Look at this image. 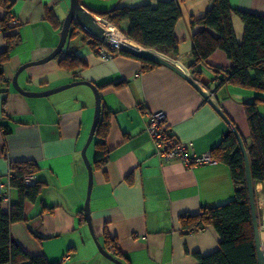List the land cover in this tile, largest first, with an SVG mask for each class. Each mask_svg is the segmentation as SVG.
Segmentation results:
<instances>
[{
    "label": "crops",
    "instance_id": "0c3cea01",
    "mask_svg": "<svg viewBox=\"0 0 264 264\" xmlns=\"http://www.w3.org/2000/svg\"><path fill=\"white\" fill-rule=\"evenodd\" d=\"M81 1L91 10L105 13L170 0ZM177 1L182 13L174 27L178 55L163 56L201 86L243 145H248L242 104L257 95L220 84L222 75L213 68L228 70L232 65L221 50L208 56V65L199 63L191 68V36L200 27L191 28L190 24L202 18L211 3ZM227 1L232 10L264 16V0ZM69 8L70 0H0V54L6 48L1 23L7 15L8 27L12 28L7 35L15 34L17 40L2 66L0 182H7L16 163L34 166L32 176L39 189L33 200L23 202V220L9 228L11 239L26 254L43 256L48 264H113L99 253L85 218L82 220L88 171L81 153L94 120L96 100L92 90L78 85L48 97L28 98L12 86L21 66L42 60L56 49ZM13 21L17 26L11 25ZM231 25L237 43H241L242 21L232 15ZM126 27L121 26L123 34ZM70 34L71 28L55 59L26 68L17 83L30 93L79 82L98 90L104 125L94 133L85 151L92 168L89 216L93 237L115 257L114 244L118 253L115 258L123 264H198L195 256L215 252L219 237L212 227L186 233L181 218L233 200L235 186L230 168L217 158L231 133L229 126L191 84L171 69L160 65L144 70L140 61L123 55L101 59L83 31L79 29L72 38ZM126 42L139 46L129 39ZM66 53L81 57L85 66L65 68L60 59ZM158 112L165 115L178 142L191 144L198 155L209 153L216 163L187 168L179 161L158 158L146 132L147 114ZM98 144L106 149V162L95 167ZM253 188L260 223L258 200L261 197L264 202V191L259 183H253ZM19 200L18 190L9 187L6 201L1 202L3 212ZM260 240L264 247L262 229Z\"/></svg>",
    "mask_w": 264,
    "mask_h": 264
},
{
    "label": "trees",
    "instance_id": "16d2710c",
    "mask_svg": "<svg viewBox=\"0 0 264 264\" xmlns=\"http://www.w3.org/2000/svg\"><path fill=\"white\" fill-rule=\"evenodd\" d=\"M209 1L210 9L202 18L190 24L191 28L200 27L199 31L191 36L193 45L191 68L199 63L208 65L206 62L208 56L216 50H221L232 65L228 70L213 68L215 72L222 75L220 84L233 85L255 92L257 95L242 104L250 139L249 144L244 146L249 161L251 180L253 183L261 184L264 191V113L261 109L264 108V16L232 10L227 0ZM232 15L237 16L244 25L241 43H237L235 39L231 25ZM181 17V8L177 0L158 2L154 6L114 8L101 15L103 21L113 24L119 31L123 30L121 29L123 24H127L124 35L133 43L171 58H176L178 55L174 27ZM9 19L7 15L1 23L6 48L0 54V84L4 82L2 66L9 59L17 42L15 34L7 35L12 29L8 27ZM78 30L77 26H71V38ZM121 33L123 34L122 31ZM119 55L140 61L144 70L160 66L123 52ZM60 64L71 70L85 66L81 57L67 53L60 59ZM103 125L101 117L95 134H98ZM222 147V153L218 154L217 158L230 168L235 186L233 200L218 206L203 208L197 215L185 216L181 218V225L186 233H193L198 228L212 227L219 237L215 252L205 257L195 256L198 264H257L244 161L232 133L224 139ZM106 153L103 145L96 146L95 167L106 162ZM12 172L10 188L18 190L20 200L17 205L4 213L0 199V264H48L43 256L26 254L11 239L10 225L23 220V202L26 199L33 200L39 189L37 182L28 186L23 181L26 176L34 173L32 164L16 163ZM82 220H84L83 216ZM112 248L113 255L118 257L114 244Z\"/></svg>",
    "mask_w": 264,
    "mask_h": 264
},
{
    "label": "water",
    "instance_id": "95a60500",
    "mask_svg": "<svg viewBox=\"0 0 264 264\" xmlns=\"http://www.w3.org/2000/svg\"><path fill=\"white\" fill-rule=\"evenodd\" d=\"M106 13V12H105ZM103 13L101 12H96L94 10H91L81 0H70V8L69 12L63 22L62 25V30L60 33V41L58 46L56 47L55 50L51 54H49L47 57L43 58L42 60L32 62L26 65H23L19 68V70L15 73L13 80H12V86L15 91L18 93L22 94L25 97L28 98H44L51 96L53 94L59 93L61 91H65L69 88L76 87L78 85H84L88 86L94 96H95V114H94V120L93 124L88 136V139L86 141V144L82 150V158L84 161V164L87 168L88 171V188H87V195L85 199V204L83 208V215L87 224V227L89 229L90 234L92 235V238L95 242L96 248L99 251V253L108 261H110L113 264H123L121 261H119L117 258L114 256L110 255L107 253L101 246L100 244L95 240L93 237V232H92V226H91V221H90V216H89V195L91 191V184H92V168L90 163L85 157V151L91 144L94 133L96 131V128L98 126L99 120H100V115H101V106H100V101H99V96H98V90L95 86L87 83V82H79V83H73L67 86H63L61 88L53 89L50 91L42 92V93H30V92H25L23 91L17 83L18 76L28 67L31 66H38V65H43L53 59H55L63 50L64 45L66 43V40L69 35V31L71 26L75 25L77 26L81 31H83L87 36L102 40L103 39V30L98 26L99 22L101 21L100 16ZM122 52L126 53L132 57L138 58L143 61L147 62H152L156 63L161 66H165L172 71L176 72L178 75H180L182 78H184L189 84H191L198 92L201 94V96L212 106V108L219 114V116L227 123L229 126V129L233 136L235 137L239 150L241 152L243 161H244V171H245V181H246V188L248 191V199H249V206H250V211H251V220H252V229H253V234H254V242H255V249H256V255H257V264H264V247L261 243L260 240V231H261V226L259 223V218L257 214V207H256V200H255V194H254V188H253V182L251 180V175H250V169H249V161L247 157V152L246 149L243 145V142L241 138L239 137L237 131L234 129V127L229 123L225 115L221 112V110L217 107L215 103L211 101V98L205 91L201 88L199 84L194 82L192 79L187 78L184 76L181 72H179L168 60L165 58L163 55L150 50L146 48L139 47L138 48H132L126 45L122 46Z\"/></svg>",
    "mask_w": 264,
    "mask_h": 264
},
{
    "label": "built area",
    "instance_id": "2783aa9c",
    "mask_svg": "<svg viewBox=\"0 0 264 264\" xmlns=\"http://www.w3.org/2000/svg\"><path fill=\"white\" fill-rule=\"evenodd\" d=\"M12 26H17L15 21L11 22ZM98 26L103 30V39L98 40L89 37L88 44L92 47L94 53L101 59H108L118 56L122 52L123 40H128L119 29L110 23L101 20ZM2 90L0 89V95ZM146 132L151 138L155 154L165 162L179 161L187 168H194L203 165H212L216 162L209 153L198 155L193 151L191 144L178 142L171 133L167 124L165 115L161 112L147 114ZM11 174L7 177V182H0V199L6 201V193L10 187ZM24 183L32 186L35 179L32 175L23 179ZM67 260V257L65 258Z\"/></svg>",
    "mask_w": 264,
    "mask_h": 264
},
{
    "label": "bare ground",
    "instance_id": "6f19581e",
    "mask_svg": "<svg viewBox=\"0 0 264 264\" xmlns=\"http://www.w3.org/2000/svg\"><path fill=\"white\" fill-rule=\"evenodd\" d=\"M122 43H123V45L129 46V47H132V48H138L134 44H132L130 42H126L125 40H123ZM258 208H259L260 213H261L260 214L261 215V220H262L261 229H262V231H264V202H263V199L261 197L258 200Z\"/></svg>",
    "mask_w": 264,
    "mask_h": 264
},
{
    "label": "rangeland",
    "instance_id": "374dc122",
    "mask_svg": "<svg viewBox=\"0 0 264 264\" xmlns=\"http://www.w3.org/2000/svg\"><path fill=\"white\" fill-rule=\"evenodd\" d=\"M161 55H162V54H161ZM259 212H260V210H259ZM260 214H261V213H260ZM260 217H261V215H260ZM260 221L262 222V220H261V219H260ZM261 222H260V223H261ZM261 224H262V223H261Z\"/></svg>",
    "mask_w": 264,
    "mask_h": 264
}]
</instances>
